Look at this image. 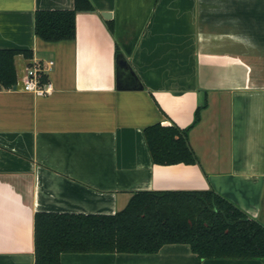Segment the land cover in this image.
Instances as JSON below:
<instances>
[{"label": "crops", "instance_id": "obj_1", "mask_svg": "<svg viewBox=\"0 0 264 264\" xmlns=\"http://www.w3.org/2000/svg\"><path fill=\"white\" fill-rule=\"evenodd\" d=\"M90 1L73 39L45 41L35 12L74 0H0V49L31 51L14 55L15 83L0 84V264H34L35 212L113 214L137 190L212 189L264 225V0ZM47 60L53 92L23 91L26 66ZM198 108L187 132L197 162L154 163L143 129L187 128ZM61 264L264 261H199L166 244L64 253Z\"/></svg>", "mask_w": 264, "mask_h": 264}, {"label": "trees", "instance_id": "obj_2", "mask_svg": "<svg viewBox=\"0 0 264 264\" xmlns=\"http://www.w3.org/2000/svg\"><path fill=\"white\" fill-rule=\"evenodd\" d=\"M90 0L71 9L37 10L34 32L45 41L75 37V16L91 10ZM31 51L0 49V84L16 80L13 57ZM200 119L195 111L187 128L155 123L143 129L157 164H194L187 132ZM166 244H187L198 260L244 258L264 261V225L212 189L137 190L113 214L38 211L34 214V264H61L64 253L153 254Z\"/></svg>", "mask_w": 264, "mask_h": 264}, {"label": "built area", "instance_id": "obj_3", "mask_svg": "<svg viewBox=\"0 0 264 264\" xmlns=\"http://www.w3.org/2000/svg\"><path fill=\"white\" fill-rule=\"evenodd\" d=\"M52 60L36 61L26 66L22 78V90L36 96H46L53 92L54 85L48 77L53 66Z\"/></svg>", "mask_w": 264, "mask_h": 264}, {"label": "water", "instance_id": "obj_4", "mask_svg": "<svg viewBox=\"0 0 264 264\" xmlns=\"http://www.w3.org/2000/svg\"><path fill=\"white\" fill-rule=\"evenodd\" d=\"M105 15H108V13H104V16ZM116 62H117V70H118L119 67L121 68V66L122 67L125 66L124 63L126 62V60H125V58H124V56L122 54H117V56H116ZM138 87L141 88L142 87L141 84H139ZM193 190H195V189H193Z\"/></svg>", "mask_w": 264, "mask_h": 264}]
</instances>
